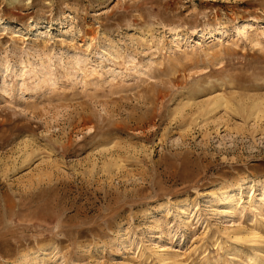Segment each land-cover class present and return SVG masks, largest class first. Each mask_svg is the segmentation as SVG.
<instances>
[{
    "label": "rangeland",
    "instance_id": "rangeland-1",
    "mask_svg": "<svg viewBox=\"0 0 264 264\" xmlns=\"http://www.w3.org/2000/svg\"><path fill=\"white\" fill-rule=\"evenodd\" d=\"M0 264H264V0H0Z\"/></svg>",
    "mask_w": 264,
    "mask_h": 264
},
{
    "label": "bare ground",
    "instance_id": "bare-ground-1",
    "mask_svg": "<svg viewBox=\"0 0 264 264\" xmlns=\"http://www.w3.org/2000/svg\"><path fill=\"white\" fill-rule=\"evenodd\" d=\"M229 103H230V102H229ZM229 103L225 101V98L223 99V97H221V98H219V99L216 100V102L214 103V105H212V109L216 110V109L220 108V107L223 106V105H225V107L232 108V107H231L232 105L230 106ZM231 103H232V102H231ZM229 106H230V107H229ZM255 108H258V105H255V106L253 107L254 110H255ZM254 110H253V111H254Z\"/></svg>",
    "mask_w": 264,
    "mask_h": 264
}]
</instances>
